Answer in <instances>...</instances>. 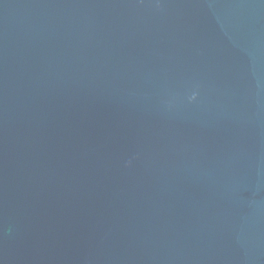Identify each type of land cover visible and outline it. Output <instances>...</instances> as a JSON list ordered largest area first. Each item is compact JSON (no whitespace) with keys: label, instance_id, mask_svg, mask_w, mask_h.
I'll use <instances>...</instances> for the list:
<instances>
[{"label":"water","instance_id":"1","mask_svg":"<svg viewBox=\"0 0 264 264\" xmlns=\"http://www.w3.org/2000/svg\"><path fill=\"white\" fill-rule=\"evenodd\" d=\"M0 264H264V0H0Z\"/></svg>","mask_w":264,"mask_h":264}]
</instances>
